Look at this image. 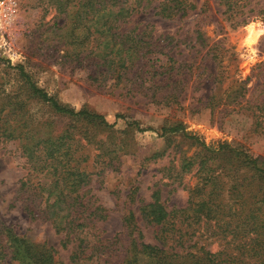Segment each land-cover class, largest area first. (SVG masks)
Listing matches in <instances>:
<instances>
[{
    "label": "rangeland",
    "instance_id": "rangeland-1",
    "mask_svg": "<svg viewBox=\"0 0 264 264\" xmlns=\"http://www.w3.org/2000/svg\"><path fill=\"white\" fill-rule=\"evenodd\" d=\"M56 1L0 0V93L24 99L27 119L41 130L58 135L70 128L84 144L94 173L80 195L91 209L102 206L106 215L89 229L93 233L88 239L92 246L94 236H99L103 243L98 245L105 247L101 250L106 254H92L87 249L76 264H148L135 248L139 232L144 242L160 246L158 227L147 223L139 210L140 205L153 201L155 190H160L161 202L168 210L187 207L190 195L202 186L199 163L214 157L213 151L224 143L246 151L264 168V0L245 1L244 12L257 19L239 27L225 19L218 0H186L194 8L183 17L169 19L155 14V10L140 14L136 19L142 23L140 28L148 26L150 37L166 45L164 51L169 54L160 55L159 63L173 57L181 67L174 73L177 84L154 93L134 90L131 82L111 75L94 80L88 77L93 64L79 65L65 57L66 31L58 29L67 19L66 13L58 10L61 0ZM198 32L208 39L206 47L197 43ZM18 65H23L35 84L61 104L102 114L110 126L75 123L48 103L29 97ZM15 103L11 105L13 111L18 110ZM179 124L207 147L181 132L162 131ZM137 125L149 130L141 131ZM222 160L227 168L234 167L226 157ZM235 161L238 170L220 173L221 168L216 173L227 184L226 189L235 181H244L249 201L255 192L264 195L259 174L242 166L237 158ZM28 167L19 142L0 138V264H19L22 256L16 253L13 237L24 241L34 254L50 253L54 264H70L79 241H70L73 235L68 238L49 219L32 217L25 208L26 191L21 190V184ZM229 193H221L226 219L240 209L245 216L254 208L264 217V197L258 205H242L239 195ZM131 212L135 221L128 224L126 217ZM197 233L191 243L198 240L199 247L203 245L208 252L224 250L227 257L243 252L233 246L236 243L226 245L225 241L233 237L229 232L219 234L211 226L203 238ZM245 250L246 255L254 252L249 246ZM259 253L264 256V247Z\"/></svg>",
    "mask_w": 264,
    "mask_h": 264
},
{
    "label": "trees",
    "instance_id": "trees-1",
    "mask_svg": "<svg viewBox=\"0 0 264 264\" xmlns=\"http://www.w3.org/2000/svg\"><path fill=\"white\" fill-rule=\"evenodd\" d=\"M54 1L50 0L51 4L58 3ZM245 1L218 0L225 19L231 26H245L257 19L246 15L243 10L247 5ZM59 4L61 5L58 10L60 8V12L66 13L67 19L58 29L66 31L65 57L79 65L85 62L93 64L95 68L89 71L88 77L97 80L98 77L106 78L111 75L116 80L125 79L126 82H131L135 85L134 90L140 88L153 93L169 90V87L177 84L174 73L180 70V65H176L177 61L173 57H169L163 64L159 63L160 55L169 54L164 51V41L150 37L149 27L140 28L142 23L136 19L150 10H155V14L169 19L183 17L194 8L193 4L186 0H61ZM196 40L201 47L208 44V39L201 32H198ZM16 68L29 91V97H37L48 103L57 113L72 117L75 123L83 122L86 123L85 126L92 127L110 126L102 114L87 108L76 110L61 104L35 84L23 65ZM132 73V78H128ZM242 85L244 84L241 82ZM3 95L5 96L1 98ZM5 99L8 100L0 105V138L18 141L22 155L29 163L28 174L21 184V190L26 191L23 200L26 210L32 217L42 216L49 219L57 231H65L68 238L73 235L70 241H79V250L70 256V264H76L87 249L92 254L96 252L103 255L105 252L101 249L105 247L98 245L103 243L98 240L99 236H94L96 241H92V246L88 239L93 233L89 229L97 221L106 218V215L102 206L97 205L91 209L88 202L83 203L84 195H80L81 189L88 184L90 175L94 173L87 162V152L83 151L84 144L81 139L76 138L70 128L58 135H53L52 130L48 129L42 131L37 124L27 119L24 99L17 100V97L8 93H0V103ZM13 101L18 106L16 111L11 108ZM137 128L141 131L149 130L138 125ZM162 131L181 132L207 147L203 141L189 134L183 124L163 128ZM213 152L214 157L205 158L199 163L197 172L201 175L202 186L190 195L187 207L168 210L161 202L159 189L154 191L152 202L140 205L143 219L158 227L156 239L160 246L147 244L139 232L135 251L146 258L148 264H264V256L259 253V249L264 247V217L256 213L255 208L245 216L243 209L236 213H230V209V218L226 219L227 207L221 193L228 190L230 196L239 195L242 205L249 202L250 205H258L264 195L255 192L249 201L250 193L248 194L244 181H235L230 189H226L227 184L216 174L221 168L220 173L238 170L235 158L242 166L257 172L263 181L264 168L246 151L229 143L221 144ZM222 157H226L234 167L227 168V163L220 161ZM41 205L44 207L41 208ZM126 219L131 224L132 220L135 221L134 213L131 212ZM211 226L219 234L231 233L233 237L225 241L226 245L236 243L233 246L243 252L227 257L224 250L211 253L203 245L199 247L198 240L191 243V237L197 231V235L203 238ZM11 240L16 253L22 256L18 260L19 264H25L26 261H30L29 264H54L50 253L34 254L24 241L17 237ZM248 246L254 251L251 255L245 254ZM109 256L113 257V253ZM123 264L133 263L127 261Z\"/></svg>",
    "mask_w": 264,
    "mask_h": 264
}]
</instances>
